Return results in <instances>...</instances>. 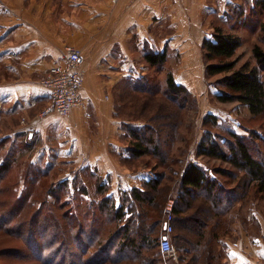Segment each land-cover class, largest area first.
Wrapping results in <instances>:
<instances>
[{
    "label": "trees",
    "instance_id": "trees-1",
    "mask_svg": "<svg viewBox=\"0 0 264 264\" xmlns=\"http://www.w3.org/2000/svg\"><path fill=\"white\" fill-rule=\"evenodd\" d=\"M247 7L249 15L245 8H235L228 18L235 16L247 26L250 16L264 41V0L247 3ZM241 44L239 35L215 28L203 43L207 76L224 75L218 101L247 105L259 126L249 135L226 130L223 136L214 131L218 116L207 114L205 134L195 152L204 165L173 153L190 90L177 83L172 72L167 74L165 88L149 82L147 75L123 80L124 102L139 99L143 108L137 116L143 123H123L132 137L124 162L150 155L156 163L142 189L123 191L119 199L89 168L73 171L72 177L58 185L41 180L39 188L46 193L43 200L36 199L37 185L25 191L26 187L8 184L14 159L1 154L6 142L0 138V234L6 237L0 246V264H27L31 257L35 264H162L164 207L175 196L177 185L172 243L178 250V264H224L223 217L239 201L259 206L264 200V49L255 45L256 63L236 69ZM145 61L150 68L161 67L167 52L148 51ZM26 144L31 146L34 141ZM30 166V176L38 179L34 172L42 170L34 162ZM87 175L98 176L93 185L97 198L83 184ZM19 240L28 249L23 257L15 243Z\"/></svg>",
    "mask_w": 264,
    "mask_h": 264
},
{
    "label": "crops",
    "instance_id": "crops-1",
    "mask_svg": "<svg viewBox=\"0 0 264 264\" xmlns=\"http://www.w3.org/2000/svg\"><path fill=\"white\" fill-rule=\"evenodd\" d=\"M250 2L256 0H0V124L35 144L50 133L52 142H60L64 153L78 162L76 170L112 175L118 168L114 154L122 151V122L114 116L115 86L145 75L150 68L146 52L166 51L167 61L180 60L173 63L177 83L196 91L195 82L185 77L203 72V42L212 37L215 25L229 21L230 10H247ZM69 45L85 56L81 104L68 117H42L48 103L42 76L64 62ZM22 121L28 126L22 127ZM120 173L126 175L124 182H112L110 190L116 199L123 191L142 189L152 176L151 170L134 167H123ZM178 192L177 185L175 196ZM247 214L239 201L223 217L224 264L264 261L263 225L252 228L261 223L255 207L248 214L251 219ZM174 262L179 263L177 249Z\"/></svg>",
    "mask_w": 264,
    "mask_h": 264
},
{
    "label": "rangeland",
    "instance_id": "rangeland-1",
    "mask_svg": "<svg viewBox=\"0 0 264 264\" xmlns=\"http://www.w3.org/2000/svg\"><path fill=\"white\" fill-rule=\"evenodd\" d=\"M248 9V8H246ZM231 10H230V16H231ZM246 14L249 15V10L246 11ZM234 18H229V21L225 24L221 25H215L212 33L215 31V28L219 27L222 28L226 32H233L241 37L242 44L240 48L236 52L235 59L237 60L236 69L240 68L242 65L246 63H250L251 65H254L256 63V60L253 55V48L255 45H260L264 49V41L262 38V33L260 29L257 27V24L250 19V16H248V19L251 21L250 25L244 26L241 21L237 20V17L233 16ZM210 39V38H209ZM204 43V42H203ZM70 46V45H69ZM73 47V46H72ZM81 50V49H80ZM82 51V50H81ZM83 53V52H82ZM201 58H200V64L203 68V72H201V75L198 77L196 75L192 76H186L185 78L189 82H195L194 90L196 91H190L188 94L187 100L185 101V107L183 112V120L181 124V128L179 132L176 134V141L174 142L173 146V153L177 157L179 156L180 159L186 160V161H196L200 165H204L203 162L198 161L196 157V149L201 142L202 138L205 134V125H204V119L207 116V114H215L219 118V126H217L215 132H219L221 135L225 136L224 132L226 130H233L239 135H249L251 129H258L259 122L254 120L253 115L249 109V107L245 104L239 103V102H230V103H221L217 99V93L219 90L223 88L222 85H220L219 81L224 75H217L213 77L207 76V62L205 58V53L203 49V44L201 47ZM84 55V54H83ZM85 57V56H84ZM173 62L166 61L165 64L158 68H148L146 69L145 75H147L149 78V82L152 84L157 83V86H160L162 88L165 85V80L167 78L168 72L174 71L173 69V63H180V60L176 59L172 60ZM215 63L216 60L214 61ZM49 69V68H48ZM47 69V70H48ZM46 70L42 76V83L43 78L45 77ZM264 76V72H263ZM124 85V81H120L115 88L113 89V97L115 99V105H114V116L116 119L122 122L120 130L122 133L119 135L118 143L119 146L122 147L121 153L114 154V152H111L116 156V159L118 160V168L116 169L117 176H114V173L112 175H107L105 171L96 170V174L99 175V178L103 180L108 186H109V192L111 190L112 182H117L119 184L123 183L125 180L126 175L122 172L123 167H134V170L139 169H149L154 170L153 166L156 163V161L150 157V155H145L143 157H140L136 160H129L127 163L124 162V155L125 153L129 154L127 149H129V142L131 140L130 136L128 135V132L123 125V123L127 122H135L137 124L143 123L142 120L137 119V116H141L143 113V108H140L141 103L139 102V99L133 100L132 102H124L125 101V93L122 92V88ZM161 97V94L158 95ZM140 98L141 96H137ZM48 103L46 104L45 108L41 111L42 112L47 108ZM75 110V109H73ZM73 110L65 117H68L71 115ZM18 116V113H16ZM43 117V116H42ZM135 117V120H134ZM22 127H27L28 122L22 121L20 123ZM124 126V127H123ZM15 129L10 128V126L6 123L0 124V138L6 142L5 147L1 149V154L6 157L12 156L14 159L12 164V172L9 177L10 183L8 184H18L19 186H22L23 188L26 187L25 191H28V188L34 187L37 185V189L35 190L34 196L38 200H43L46 189L42 190V188H39V183L41 180L42 182H46L47 180H50L53 185H58L63 179L70 178L73 176V171H76L75 168H79V166L75 165L78 162L72 161L71 158H69L65 153L62 145L60 142L58 144H54L57 142V140L53 141V136L48 134L43 135V140H39L34 143L33 145H27L26 141L28 140L26 135H22L20 132L15 134L13 133ZM17 132V131H16ZM11 134V136H10ZM48 137V138H47ZM66 142V141H65ZM65 144V143H64ZM114 150V149H113ZM112 150V151H113ZM128 152V153H127ZM38 164V167L42 171H35L34 175L37 176L38 179H34L32 176H30L29 169H31V166L29 165L31 163ZM49 168V170H44L46 168ZM204 167V166H203ZM178 168V167H177ZM160 170V169H158ZM155 171V170H154ZM152 176H153V171ZM98 176H83V184L84 186H87V189L89 190L90 196L92 198H97V193L93 190V185L95 184V180ZM27 178V179H26ZM49 183H47L48 185ZM113 189V188H112ZM45 191V192H44ZM174 191V190H173ZM174 193V192H173ZM49 201H53V198L49 197ZM55 199V198H54ZM169 200H175L174 196L172 198H168L166 202ZM261 205L254 206L247 203L246 207L241 204V208L245 209L247 213H251L253 210V207L256 208L258 217L260 219V224L256 222L252 228L255 229V227L258 228L260 225H263V232H264V200L262 202L260 201ZM65 210H68L65 208ZM48 209H45L43 212L46 213ZM247 214V215H248ZM248 218L251 219V216L248 215ZM28 228V226H26ZM1 235V234H0ZM40 237V235H38ZM6 240V237L4 235L0 236V246L4 243L3 239ZM12 241V240H11ZM15 242V241H14ZM24 240L16 241L17 245L20 247V257L28 251L26 247L23 246ZM25 245L28 246V243L26 242ZM19 250V249H18ZM77 250V248H76ZM30 252V251H29ZM23 253V254H22ZM29 258L27 260V264H35L34 261H31ZM24 260V259H23ZM161 262L162 264H173L174 258L171 257H165L163 256ZM258 264H264V261L258 260ZM19 264H25L23 261H19Z\"/></svg>",
    "mask_w": 264,
    "mask_h": 264
},
{
    "label": "built area",
    "instance_id": "built-area-1",
    "mask_svg": "<svg viewBox=\"0 0 264 264\" xmlns=\"http://www.w3.org/2000/svg\"><path fill=\"white\" fill-rule=\"evenodd\" d=\"M85 57L78 48L67 46L64 62L46 70L43 85L48 90V106L41 116L50 113L67 116L81 104V90L85 81ZM174 200H169L165 207V230L160 248L165 257H176V249L172 243L174 232Z\"/></svg>",
    "mask_w": 264,
    "mask_h": 264
}]
</instances>
